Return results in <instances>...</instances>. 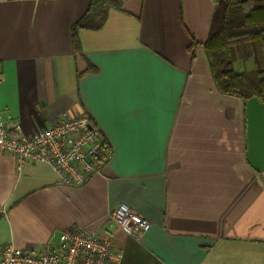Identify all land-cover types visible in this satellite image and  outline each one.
<instances>
[{
  "label": "crops",
  "instance_id": "0c3cea01",
  "mask_svg": "<svg viewBox=\"0 0 264 264\" xmlns=\"http://www.w3.org/2000/svg\"><path fill=\"white\" fill-rule=\"evenodd\" d=\"M89 2L0 0V121L28 137L86 112L113 152L81 186L0 152V247L36 252L82 226L110 235L120 264H264V102L221 93L201 45L225 0H123L76 49ZM120 203L145 236L109 220Z\"/></svg>",
  "mask_w": 264,
  "mask_h": 264
},
{
  "label": "built area",
  "instance_id": "2783aa9c",
  "mask_svg": "<svg viewBox=\"0 0 264 264\" xmlns=\"http://www.w3.org/2000/svg\"><path fill=\"white\" fill-rule=\"evenodd\" d=\"M3 80L0 71V84ZM20 128L16 122L0 121V152L12 154L20 171L26 162L47 163L57 172L60 182L75 186L102 172L104 165L99 151L104 134L86 112L78 116L62 114L54 125L28 137L22 135ZM107 216L136 239L152 228L147 218L126 203H120ZM112 241L108 234L101 235L82 226L70 227L60 233L56 243L36 252L13 243L1 245L0 264H120L122 250H114Z\"/></svg>",
  "mask_w": 264,
  "mask_h": 264
},
{
  "label": "trees",
  "instance_id": "16d2710c",
  "mask_svg": "<svg viewBox=\"0 0 264 264\" xmlns=\"http://www.w3.org/2000/svg\"><path fill=\"white\" fill-rule=\"evenodd\" d=\"M122 6L123 0H90L86 13L73 26L76 49L79 28H101L108 19L109 10L122 9ZM224 6L221 26L201 44L214 83L225 95L243 100L257 97L264 102V0H225ZM239 48L243 60L254 59V70H234L236 49ZM99 152L103 165L107 164L113 152L105 136Z\"/></svg>",
  "mask_w": 264,
  "mask_h": 264
},
{
  "label": "rangeland",
  "instance_id": "374dc122",
  "mask_svg": "<svg viewBox=\"0 0 264 264\" xmlns=\"http://www.w3.org/2000/svg\"><path fill=\"white\" fill-rule=\"evenodd\" d=\"M236 53H237V55H236L237 58H236L235 62L237 61L238 58H240V57H238V55H239V53H240L239 49H236ZM235 62H234V64H235ZM234 67H235V66H234ZM240 68H241V65H238L236 69L239 70ZM247 68H248V66H247ZM58 235H59V234H58ZM58 235H57V236H58ZM56 241H57V237L53 240V242H56Z\"/></svg>",
  "mask_w": 264,
  "mask_h": 264
},
{
  "label": "bare ground",
  "instance_id": "6f19581e",
  "mask_svg": "<svg viewBox=\"0 0 264 264\" xmlns=\"http://www.w3.org/2000/svg\"><path fill=\"white\" fill-rule=\"evenodd\" d=\"M26 163H28V162H26Z\"/></svg>",
  "mask_w": 264,
  "mask_h": 264
}]
</instances>
